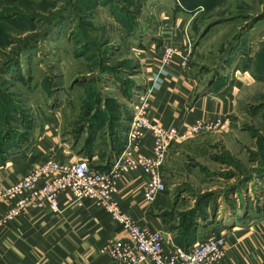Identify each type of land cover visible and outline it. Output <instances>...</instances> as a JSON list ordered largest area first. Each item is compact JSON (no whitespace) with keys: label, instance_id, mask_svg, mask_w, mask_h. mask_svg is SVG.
Returning <instances> with one entry per match:
<instances>
[{"label":"rangeland","instance_id":"1","mask_svg":"<svg viewBox=\"0 0 264 264\" xmlns=\"http://www.w3.org/2000/svg\"><path fill=\"white\" fill-rule=\"evenodd\" d=\"M187 38L186 65L230 111L201 119L226 125L180 157L170 189L194 203L179 222L264 243V0H0V173L61 147L111 165L147 95L144 64Z\"/></svg>","mask_w":264,"mask_h":264},{"label":"crops","instance_id":"2","mask_svg":"<svg viewBox=\"0 0 264 264\" xmlns=\"http://www.w3.org/2000/svg\"><path fill=\"white\" fill-rule=\"evenodd\" d=\"M158 58L151 57L143 69L149 118L164 127L183 129L197 120H214L227 115L230 111L227 93L218 94L213 85L207 86L206 83L202 87L201 77L194 74L189 65L182 66L179 58L166 67L158 66ZM200 140L188 139L172 145L160 171L167 189L151 204L144 201L146 178L141 171L123 175L116 181L118 194L115 199L120 209L141 227L161 232L165 247L177 245L182 230L179 222L182 200L194 203L193 198L184 192L176 193L170 188L181 185L175 178L180 157L192 154L188 147L194 145L197 148ZM150 147V141L146 140L141 152L148 155ZM54 158L78 161L82 157H76L61 147ZM100 164L92 167L96 169ZM27 170L18 165H6L0 173V187L19 181ZM6 212L7 206L0 203V264H118L106 250L125 235L108 213L92 201H86L80 207L63 203L58 213L47 209L32 210L4 224L2 218ZM212 228H192V245L206 239L201 237L203 231ZM228 229L223 226L220 231L213 229L215 234L226 236L224 257L218 264H264L263 242H258L254 235H247V230L241 227H235L231 232H227Z\"/></svg>","mask_w":264,"mask_h":264},{"label":"built area","instance_id":"3","mask_svg":"<svg viewBox=\"0 0 264 264\" xmlns=\"http://www.w3.org/2000/svg\"><path fill=\"white\" fill-rule=\"evenodd\" d=\"M179 47L165 50L162 66L179 58L186 65L184 52ZM187 45V46H186ZM183 52V53H181ZM147 97L140 100L129 125L127 144L106 171L93 168L87 160L58 161L48 157L32 165L17 182L0 187V203L7 206L2 223H11L32 210L47 209L58 213L62 204L82 206L92 201L103 208L124 237L107 248L108 256L118 264H218L224 257V235L199 240L188 249L174 244L164 246V235L141 227L116 202V181L123 175L141 171L146 178L144 201L153 203L165 192L161 168L166 163L172 145L225 127L222 120H197L183 129L164 127L148 117ZM150 141V153L141 152L143 143Z\"/></svg>","mask_w":264,"mask_h":264},{"label":"trees","instance_id":"4","mask_svg":"<svg viewBox=\"0 0 264 264\" xmlns=\"http://www.w3.org/2000/svg\"><path fill=\"white\" fill-rule=\"evenodd\" d=\"M110 168V165L106 166V168L103 167H97L96 169L100 171H106ZM195 226L193 224H187L185 227H182L180 236L177 241V246L182 247L184 249H188L190 246H192V243L190 242L194 236V232L192 228ZM207 239V238H206Z\"/></svg>","mask_w":264,"mask_h":264}]
</instances>
